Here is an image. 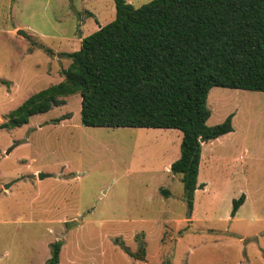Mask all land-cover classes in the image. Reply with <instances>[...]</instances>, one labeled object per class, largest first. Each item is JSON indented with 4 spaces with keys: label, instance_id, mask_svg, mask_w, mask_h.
<instances>
[{
    "label": "rangeland",
    "instance_id": "obj_1",
    "mask_svg": "<svg viewBox=\"0 0 264 264\" xmlns=\"http://www.w3.org/2000/svg\"><path fill=\"white\" fill-rule=\"evenodd\" d=\"M114 17L112 0H0V125ZM62 100L0 129V264H47L57 241L58 264H264V92L210 89L206 126L231 115L232 132L201 144L191 205L169 171L180 131L85 127L80 95ZM140 243L143 261L123 250Z\"/></svg>",
    "mask_w": 264,
    "mask_h": 264
},
{
    "label": "trees",
    "instance_id": "obj_2",
    "mask_svg": "<svg viewBox=\"0 0 264 264\" xmlns=\"http://www.w3.org/2000/svg\"><path fill=\"white\" fill-rule=\"evenodd\" d=\"M112 1L114 19L64 54L70 64L63 80L29 96L0 129L26 125L79 94L85 127L178 130L179 157L169 171L181 175L191 205L203 187L196 179L199 139L232 132L231 115L206 126L210 89L264 92V0H153L139 8ZM243 202L244 195L232 201L231 217ZM61 246L51 245L47 264H58ZM123 250L144 260L143 243L137 254Z\"/></svg>",
    "mask_w": 264,
    "mask_h": 264
},
{
    "label": "water",
    "instance_id": "obj_3",
    "mask_svg": "<svg viewBox=\"0 0 264 264\" xmlns=\"http://www.w3.org/2000/svg\"><path fill=\"white\" fill-rule=\"evenodd\" d=\"M16 34L19 35V36H21V37H23V38H25V39H28L27 34L23 30H17L16 31ZM199 143L200 144H203V143H205V140L202 139V138H200L199 139ZM37 177H38V180H41V179H43L46 176L40 173V174H37ZM8 187H9V185H4L3 188L4 189H7ZM190 217H191V215H190V205L187 204V215H186V218L189 219Z\"/></svg>",
    "mask_w": 264,
    "mask_h": 264
}]
</instances>
